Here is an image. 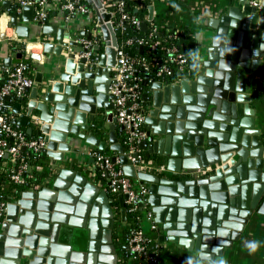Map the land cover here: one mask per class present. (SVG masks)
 <instances>
[{
	"label": "water",
	"instance_id": "95a60500",
	"mask_svg": "<svg viewBox=\"0 0 264 264\" xmlns=\"http://www.w3.org/2000/svg\"><path fill=\"white\" fill-rule=\"evenodd\" d=\"M84 1L94 11L105 43L94 71H87L76 43L65 42L64 28L44 26L40 30L46 19L35 21L34 5L21 7L24 24L17 15L10 18L17 37L29 38L30 30L47 40L56 35V45L43 43L44 54L55 56L54 71L27 89L31 93L28 113L12 123L26 128L31 137L33 126L27 125L31 114H37L36 136L46 145L41 152L61 166L67 161L65 153L76 152L81 141L98 152L106 150L105 142L92 133L105 118L110 124L109 150L116 153L111 161L147 187V203L162 240L167 238L189 253L205 244L209 250L219 246L223 255L255 218L264 216V144L251 108L253 89H247L253 79L245 76V71L257 70L264 58V0H259L260 7L239 0L212 28L211 35L220 29L230 39L234 51L225 57L230 70L217 67L212 59L193 78L152 83L142 95L146 138L140 147L146 150L145 159L163 170L156 173L137 171L118 142L109 93L118 41L111 15L100 0ZM11 2L1 3L9 9ZM152 12L149 7V20ZM141 29L146 31L147 24ZM208 46L209 41L204 49L206 59ZM11 64L12 59L6 58L1 70ZM15 106L13 112L19 114L20 103ZM3 201L0 264H118L113 200L72 166L60 168L47 187L16 191ZM118 203L123 223V196H118Z\"/></svg>",
	"mask_w": 264,
	"mask_h": 264
},
{
	"label": "built area",
	"instance_id": "2783aa9c",
	"mask_svg": "<svg viewBox=\"0 0 264 264\" xmlns=\"http://www.w3.org/2000/svg\"><path fill=\"white\" fill-rule=\"evenodd\" d=\"M100 3L106 13L111 15L115 33L118 30L123 31L127 26L135 28L142 26L139 19L126 12V0H100ZM27 4L24 1L16 2L8 11L13 10V15L18 16L21 7ZM249 4L260 7L259 0H249ZM63 9L69 15L89 13V8L81 0H63ZM45 17L46 12L43 9V2H41L35 15V21H41ZM94 30L89 38L82 37L78 41L80 45L78 57L84 59L87 71L96 70L101 55L96 47H101L104 42L98 26ZM155 32H157L156 29H152L149 38H153ZM134 42L140 50L143 48L145 40L134 39ZM132 43V40H127L122 44H118L116 65L112 69L109 93L113 97L114 114L122 134L121 145L124 148V154L127 155L137 171H144L154 167L151 162L145 159L139 146L146 138V133L143 130L144 116L141 113V97L147 92V89H145L143 83H147L148 87L156 82L173 84L154 80L155 78L171 76L172 71L166 65H160L154 76H151L149 74L151 66L145 58L137 59L133 54H129L124 50L125 46ZM160 44L161 40L156 39L151 49ZM165 52L169 56V61L176 66L178 71H183L189 67L186 56L176 46L166 48ZM23 53L24 58L11 68L2 71L3 65H0V160L4 159L5 155L7 159L9 158V163L6 165L8 167V179L15 184H22L26 172L31 169L27 163L28 156L21 151L39 153L46 146L43 139L29 137L23 129L13 124L9 109L4 107L5 97H9V100L12 98L19 100L26 95L27 89L33 86L31 56L27 44L22 50ZM93 159L97 177L106 183L107 190L113 195L124 197L126 215L136 221H142L141 227L129 229L120 239L121 243L125 245V249H127V254L129 256H141L144 261H148L147 264H155L159 252L164 246L155 238L158 225L155 222L153 212L147 208V187L137 185L133 179L127 177L118 162L113 163L110 157L96 152L93 154ZM37 169L40 170L41 167H37ZM140 204H143L142 209ZM5 211L6 202L0 200V220L4 218ZM144 223H147V228L143 226ZM148 249L151 251L150 254L147 253ZM144 261L138 264H145Z\"/></svg>",
	"mask_w": 264,
	"mask_h": 264
},
{
	"label": "crops",
	"instance_id": "0c3cea01",
	"mask_svg": "<svg viewBox=\"0 0 264 264\" xmlns=\"http://www.w3.org/2000/svg\"><path fill=\"white\" fill-rule=\"evenodd\" d=\"M3 1V0H2ZM2 1H0V57L4 60L6 58L12 59L11 67L22 60L24 57V53L19 55V53L13 52L9 45L6 43L8 41L15 42L17 47H22L19 52L22 53L23 48L27 44V48L30 53V59L32 64V73L31 77L34 81L37 79L45 80L55 69V56L53 53L44 54L43 51V43L49 41L50 43L56 45L55 34L51 35V39L47 40L46 36H42L41 34H34V30H30L29 38H20L15 34V29L10 23V18L13 15L8 14L9 9H4L2 6ZM21 0H12L11 6L20 2ZM39 0H29L25 1L28 5H34L36 8V12L39 9ZM84 4L89 8L88 14H74L69 15L63 9V0H42L43 9L46 12V21L40 26V30L44 26H57L59 28H64V37L65 42L76 43L77 51L80 50L79 39L82 37L89 38L91 33H93L94 28L98 26L99 31L101 32V36L103 39L102 31L97 23L96 16L91 6L88 5L84 0H81ZM239 1L236 0H153L151 6L153 8L152 19L149 20V8H148V16L147 22H154V28L156 31L161 32L163 30L175 29L176 31H187L188 34L192 37L193 32L196 30V26L192 23V18L195 15H199L203 9L206 7L210 8L214 14H216L217 20L226 13V10L234 5H238ZM172 3L179 4L182 8L181 12H177L173 7H171ZM10 6V7H11ZM21 10L18 15V19L21 21ZM22 22V21H21ZM22 24H24L22 22ZM147 24V23H143ZM148 28V27H147ZM209 36L211 35L212 29L208 30ZM88 35H90L88 37ZM104 40V39H103ZM196 43V42H195ZM208 41H204L201 43L200 47L202 53H204V49L207 46ZM105 46L103 42L102 51ZM198 45L196 44V47ZM74 49L75 47H71ZM102 53V52H101ZM19 55V58L16 56ZM264 58L261 60L259 67L263 63ZM3 65V64H2ZM258 67V68H259ZM257 70H247L245 71V76L247 79L252 78L253 83L258 79ZM179 82V81H177ZM253 83L247 84V89L250 90L253 87ZM33 87V86H32ZM31 87V88H32ZM148 86L145 89L148 90ZM250 93V91H248ZM30 91L26 92V95L19 100H16L12 107L8 108L11 116V121L13 119H18L19 116L25 115L27 112V106L31 102ZM20 103L19 106V114H15L13 109H16V104ZM251 108L255 110V120L257 123V128L260 130V138L264 144V94L259 95L258 93H253ZM103 113V112H102ZM101 113V115H103ZM114 114V113H113ZM115 117V114H114ZM38 119V115L34 112L31 114L30 122L27 127L33 126L34 132L33 136L37 137L36 133V122ZM116 119V118H115ZM100 128L93 130V135L98 138L100 141L105 142L107 152L113 153L112 157L116 155L115 152L109 150V132H110V124L107 123L106 119L102 120ZM21 128V127H20ZM26 132V128H21ZM115 134L118 139V142L121 144L122 134L119 130L117 123H115ZM121 136V137H120ZM80 146L76 152L65 153V161L61 166L59 163L51 159L49 156L44 154V158L42 159V163L46 165L47 169L51 170L53 174V180L57 174V171L60 168H68L72 166V169L81 173L85 178L90 180L95 186H97L101 191H104L108 194L109 199L113 200L112 203V211L114 214V220L117 219L121 222L120 217V207L118 203V196L111 194L107 188L106 183L97 177L95 171V165L92 162L93 154L97 149L93 146L85 144L83 141L80 142ZM140 146V145H139ZM141 148V147H140ZM142 153L145 155L146 150L141 148ZM154 167V166H153ZM145 172L156 173V171L162 172V169L156 168H148L144 170ZM47 182L43 187H39L36 189H27V190H40L45 188L51 182ZM135 181V180H134ZM137 185V181H135ZM148 209L151 208L148 206ZM154 214V213H153ZM127 219V215H126ZM155 219V215H154ZM124 223V222H123ZM158 225V224H157ZM123 227V226H122ZM162 231L160 226L158 225V230L155 233L156 240L162 244L164 247L161 249L157 262L155 264H184V259L188 255H192L194 253L187 252L183 247H179L176 243L169 241L167 238L162 240ZM259 240L264 242V216H258L249 226L243 237L234 244L233 248L225 250L223 256L228 260L229 264H264V243H262L261 248L255 254H249L248 250L245 248V241L248 240Z\"/></svg>",
	"mask_w": 264,
	"mask_h": 264
},
{
	"label": "trees",
	"instance_id": "16d2710c",
	"mask_svg": "<svg viewBox=\"0 0 264 264\" xmlns=\"http://www.w3.org/2000/svg\"><path fill=\"white\" fill-rule=\"evenodd\" d=\"M153 0H126V12L130 15L136 17L141 21V24L147 23V30L142 31L140 28H135L133 26H127L123 31H116V37L118 44H122L127 40H132L133 43L129 46H125V51L129 54H133L135 58L141 59L145 58L150 67L149 74L154 76L156 70L160 65H166L172 71V75L166 78H155L154 80H161L164 82L174 83L178 80L193 78L194 73H192L188 68H185L183 71H178L176 66L169 61V56L166 55L165 49L170 46H176L180 52L184 55L187 50L195 49L196 43L193 41L192 37L188 34L187 31H176L175 29L163 30L161 32H155L153 38H149V34L154 29V22H147L148 8L151 6ZM9 15H13V10L8 11ZM134 39H144L145 43L142 46V52L138 47ZM156 39L161 40V44L156 46L154 49H151L152 44ZM9 45V48L15 52L19 53L21 56L22 53L19 50L22 47H17L15 42L8 41L6 43ZM99 52H102V46L99 47ZM186 56V55H185ZM187 58V57H186ZM3 64V59L0 57V65ZM258 79L253 83V93H258L259 95L264 94V61L261 66L256 71ZM154 78V77H153ZM16 101L15 98L5 102V109L12 107L13 103ZM30 137V136H29ZM121 137V136H120ZM23 154L28 156L27 163L31 167L29 171L25 174V179L22 184H15L9 181L8 179V167L6 165L9 163V158L0 160V200L3 201L4 197L14 196L16 191H24L27 189H33L35 187H43L47 182L53 178L51 170L47 169L46 165L42 163L44 158V153H33L30 151H21ZM98 151H95V153ZM103 156L112 157L113 153L104 151L98 152ZM37 167H41L40 170ZM142 225V221H136L130 216H127V219L124 223L120 220H116L114 227V244L117 249L119 256L118 264H138L141 261H144L143 257L127 254V249L125 245L121 243L120 239L129 231L131 228H139ZM123 226V227H122ZM147 253L150 254L151 251L148 249ZM162 253V252H160ZM159 253V254H160ZM147 264L148 261H144Z\"/></svg>",
	"mask_w": 264,
	"mask_h": 264
},
{
	"label": "clouds",
	"instance_id": "9594fccd",
	"mask_svg": "<svg viewBox=\"0 0 264 264\" xmlns=\"http://www.w3.org/2000/svg\"><path fill=\"white\" fill-rule=\"evenodd\" d=\"M171 7L177 12L182 11L179 4L172 3ZM217 21L216 14H214L208 7L203 9L199 15H195L192 18V23L196 26V30L192 34V39L198 46L195 49L187 50L185 55L187 57L186 62L188 63L189 70L194 74H200L205 70L209 66V60L212 59L217 61V67H220L223 70H230V66L225 60V57L234 51L231 47L229 37L220 29L209 36L208 30L215 28ZM204 41H209L207 59L205 58V54L202 53L200 47L201 43ZM257 191H259V186H257ZM261 211L264 212V209ZM262 243L264 242L253 239L245 241L244 246L249 254H255L261 248ZM184 264H229V262L220 254L219 246L213 247L209 250L208 245L205 244L203 247H198L194 254L186 256Z\"/></svg>",
	"mask_w": 264,
	"mask_h": 264
},
{
	"label": "rangeland",
	"instance_id": "374dc122",
	"mask_svg": "<svg viewBox=\"0 0 264 264\" xmlns=\"http://www.w3.org/2000/svg\"><path fill=\"white\" fill-rule=\"evenodd\" d=\"M143 226H144L145 228H147V223H144Z\"/></svg>",
	"mask_w": 264,
	"mask_h": 264
}]
</instances>
